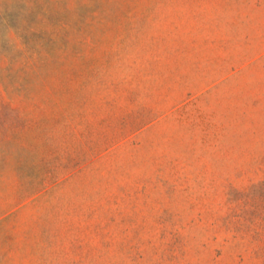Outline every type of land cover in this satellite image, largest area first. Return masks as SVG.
<instances>
[{
	"label": "rangeland",
	"instance_id": "1",
	"mask_svg": "<svg viewBox=\"0 0 264 264\" xmlns=\"http://www.w3.org/2000/svg\"><path fill=\"white\" fill-rule=\"evenodd\" d=\"M0 264H264V0H0Z\"/></svg>",
	"mask_w": 264,
	"mask_h": 264
}]
</instances>
